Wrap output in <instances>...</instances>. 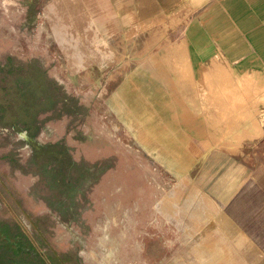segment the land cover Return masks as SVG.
Listing matches in <instances>:
<instances>
[{
	"label": "rangeland",
	"instance_id": "1",
	"mask_svg": "<svg viewBox=\"0 0 264 264\" xmlns=\"http://www.w3.org/2000/svg\"><path fill=\"white\" fill-rule=\"evenodd\" d=\"M99 7L0 0V264H264V238L246 241L223 223L233 214L219 212L193 161L255 156L264 81L235 65L193 66L183 46L169 55L164 37L134 38L127 15L95 21ZM146 65L164 71L159 96L179 119L159 144L119 95L130 70ZM177 138L185 143L174 160Z\"/></svg>",
	"mask_w": 264,
	"mask_h": 264
},
{
	"label": "crops",
	"instance_id": "2",
	"mask_svg": "<svg viewBox=\"0 0 264 264\" xmlns=\"http://www.w3.org/2000/svg\"><path fill=\"white\" fill-rule=\"evenodd\" d=\"M98 2L111 8L117 23H123L127 15L128 29L133 31L134 38L136 33L145 39L164 37L169 55L176 54L177 48L183 46L198 60L193 61V66L199 63V66L214 72L217 68L231 71V66L235 65L241 75H256L264 81V0ZM160 70L163 71L161 67ZM160 70L154 65L134 68L126 82L128 109L136 119L151 121L150 131L144 136L154 144H159L151 136L155 130L172 136L175 133L167 129L176 128L179 124L178 116L174 114L176 107H163L172 102L171 97L159 96L163 82ZM152 78L160 83H154ZM167 78L169 80V75ZM168 85L172 88L170 83ZM167 91L170 93L171 89L167 87ZM119 95L123 97L121 92ZM257 103L261 128L249 147L254 148L255 156L243 154L237 157L211 152L201 162L199 153L193 155V161L200 162L202 166L196 181L202 183L206 192L215 199L220 213L228 215L230 212V217L233 214L229 222L245 233L246 241L264 238V95L258 97ZM182 140L189 141L187 137ZM238 213L237 221L234 215Z\"/></svg>",
	"mask_w": 264,
	"mask_h": 264
},
{
	"label": "bare ground",
	"instance_id": "3",
	"mask_svg": "<svg viewBox=\"0 0 264 264\" xmlns=\"http://www.w3.org/2000/svg\"><path fill=\"white\" fill-rule=\"evenodd\" d=\"M75 2H76V4L78 5V6H80L81 7V5H82V3H83V1L84 0H74ZM100 7H101V12L99 13V14H97V15H93V18L95 19V21H97V22H102L104 19H106V18H108V17H113L114 16V13L112 12V10H111V8L107 5H104V3H102V2H100ZM101 32H102V34L103 35H106V34H108V30H101ZM105 32V33H104ZM112 49V48H111ZM103 70V67L101 68V71ZM126 84L127 83H125V85H124V87L122 88V95H123V98L125 99V101L127 100V98H126ZM237 93V92H236ZM123 105H124V107H125V110H127L128 111V113H130V116H131V118L133 119V122H134V124L136 125V127L138 128V130L139 131H141V133L144 135V134H146L147 132H149L150 131V127H151V121H143L142 119H136V117H134V115L131 113V110L130 109H128V103H126V102H123ZM165 133L166 132H164V131H161V130H155L154 131V135H151L154 139H155V141L156 142H160V140L162 139V138H164V135H165ZM147 135V134H146ZM177 140H178V138L176 139V140H172L170 143H169V145H170V148H168L169 150H170V155H171V157L174 159V160H176V159H178L179 157L177 156V151H178V149H182V147L180 146V143H185V142H177ZM187 142V141H186ZM190 152H191V149H188ZM183 159H184V162L183 163H181V164H184L185 163V159H187V156H184L183 157ZM204 159H206V158H204ZM187 161V160H186ZM193 220V223L194 224H196L197 226H198V229L200 228V231H202L201 232V241H202V243L205 245V247H208V249L210 248V249H212V250H217L218 249V247H217V245H216V243H211V244H207L206 243V237L207 236H209V235H207V233L208 232H206L205 230H204V226H202V224L201 223H195L194 222V219H192ZM228 221H224L223 223L225 224V225H228V223H229V219H227ZM108 230V229H107ZM106 230V231H107ZM107 235V234H106ZM243 235V236H242ZM242 235H241V239L243 240V241H245L244 240V234L242 233ZM107 237V236H106ZM124 237V236H123ZM215 239H217V238H215ZM115 241V240H114ZM106 246H108V245H106ZM110 247V246H109ZM178 247V246H177ZM182 248L184 247V246H181ZM223 248H226L224 245H222L221 246V249L223 250ZM112 249V248H111ZM110 250V249H109ZM111 251V250H110ZM108 253V252H107ZM259 253H260V251H258L257 250V252H256V254H255V257L257 258L258 257V255H259ZM178 254V253H177ZM110 255H113V252H111V254ZM193 255V253L191 252L190 253V255L189 256H191V257H188L191 261H194V258H198V256L197 255H195V257L194 256H192ZM175 257H177L176 256V254H175ZM110 261V260H109ZM104 262V261H103ZM109 264V263H108ZM219 264H229V260L225 257V259L223 260V261H221Z\"/></svg>",
	"mask_w": 264,
	"mask_h": 264
},
{
	"label": "flooded vegetation",
	"instance_id": "4",
	"mask_svg": "<svg viewBox=\"0 0 264 264\" xmlns=\"http://www.w3.org/2000/svg\"><path fill=\"white\" fill-rule=\"evenodd\" d=\"M11 242H12L13 246L17 244V242H15V241H11ZM18 250H21V248H19ZM11 264H16V263H11Z\"/></svg>",
	"mask_w": 264,
	"mask_h": 264
}]
</instances>
